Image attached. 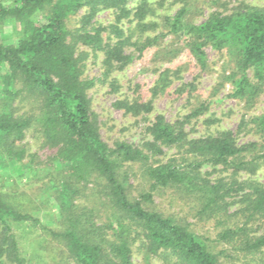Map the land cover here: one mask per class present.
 <instances>
[{"label": "trees", "instance_id": "trees-1", "mask_svg": "<svg viewBox=\"0 0 264 264\" xmlns=\"http://www.w3.org/2000/svg\"><path fill=\"white\" fill-rule=\"evenodd\" d=\"M174 1L181 3L175 13L146 21L156 14L149 0L133 6L130 0H0V23H11L16 32L13 41L0 40V264L27 263L15 223L37 225L58 242L64 259L57 264H139L135 252L171 264H224L219 242L245 255L264 253V183L253 177L264 166V113L250 119L255 140L240 142L231 129L192 137L187 123L203 114L207 103L175 120L154 113V98L182 78V67H166L150 99L124 94L114 102L141 116L136 124L142 141L117 139L110 145L101 135L90 89L108 82L119 91L112 72L135 56L126 47L142 54L167 34L183 38L203 70L209 67L207 46L225 51L220 83L230 82V95L246 108L264 89V6L243 0L196 23L189 14L199 9L198 0ZM82 9L77 24H71ZM105 9L114 14L108 25L94 21ZM125 20L135 24L125 28ZM178 51L161 47L155 56L174 57ZM99 53L103 73L85 76L89 55ZM19 104L28 106L20 111ZM247 124L243 118L241 127ZM29 131L50 151L45 161L27 152L23 140ZM165 147L175 152L166 157ZM14 169L20 175L29 169L28 180L42 181L38 195L49 192L54 209L49 222L20 209L4 190ZM133 178L141 185L138 193ZM89 184L97 205L80 201ZM168 189L190 199L201 220L215 221L217 238L200 234L187 217L161 209L155 197Z\"/></svg>", "mask_w": 264, "mask_h": 264}, {"label": "rangeland", "instance_id": "rangeland-1", "mask_svg": "<svg viewBox=\"0 0 264 264\" xmlns=\"http://www.w3.org/2000/svg\"><path fill=\"white\" fill-rule=\"evenodd\" d=\"M140 0H130V6L137 5ZM243 0H198L199 9L192 11L189 18L196 23L206 19L209 14L215 10L229 11L234 5H237ZM248 3H255L264 6V0H244ZM151 5L156 8V14L148 16L146 21L157 20L167 13H175L181 6V3L174 0H149ZM82 9L76 17H73L71 24L76 25ZM114 19V14L111 10L105 9L100 11L94 21L103 25H108ZM135 22L125 20L123 25L128 28ZM79 25V24H78ZM15 26L11 23H0V40L11 42L15 38ZM107 31L103 35H107ZM151 33V31L143 34ZM152 32V34H156ZM139 33H135L133 38H137ZM182 37V36H181ZM83 49H89L81 46ZM178 48L179 51L172 57L155 56L159 48ZM209 67L205 70L201 69L196 61V58L185 46L183 38L174 37L172 34H167L158 45H153L144 50L140 54L133 46H127L126 52L134 53L132 61L124 67L112 72V77L119 83V91H113L108 82H99L95 87L90 89L92 98L93 110L98 114L100 132L105 141L113 145L117 139H125L136 144L143 139L141 128L136 124V121L141 116H134L131 113H126L123 109L117 108L114 102L121 95L130 97L143 98L147 100L151 98V87L154 85L160 72L166 67H182V78L176 79L172 86L165 93H161L154 98L155 110L154 113L163 112L167 119L175 120L188 115L194 107L201 102L209 105L208 109L198 117H192L187 123V129L192 137L206 135L208 133H216L222 129H231L238 132L240 142H247L257 139L253 130V123L250 119L261 113H264V89L261 91L258 99L251 108H246L243 100H239L230 95L232 84L224 82L221 84V72L227 61L225 51H218L211 46L206 47ZM103 54L89 55L84 68L85 76L99 77L103 73L102 65ZM193 83L194 89L190 86ZM1 96V92H0ZM18 102H16L17 104ZM20 111L26 107L19 104ZM248 121L249 124L241 127L242 119ZM210 119V120H209ZM213 119V120H212ZM212 120V121H211ZM23 142L27 145L28 153H36L37 159L45 161L48 158L50 151L40 147V143L36 142L31 131L27 133ZM166 157H169L175 152V149H168ZM30 157L27 156L25 161ZM24 175H20L19 170H12L11 175L7 177L3 186L6 192L13 195V201L17 206L24 210L32 212L35 216L40 217L43 222H49L53 219L54 209L51 208L48 193L44 192L42 196L38 195V189L42 185V181L38 178H28L32 175L29 169H25ZM41 174L43 170L41 169ZM247 177L246 174L242 176ZM262 183H264V166L253 175ZM134 193H138L141 185L136 178L132 179ZM96 190L93 184H89L85 189L84 195L80 201L93 205L98 203ZM168 189L162 195H156L155 199L159 207L165 212L176 213L178 216L187 217V220L193 224V227L200 233L217 238V230L215 221L201 220L193 209V204L190 199H186ZM234 207L231 208L233 211ZM15 232L18 235L21 249L26 256V264H57L64 258L60 254V245L56 241H51L50 236L45 230L37 225L28 223H15ZM219 248L224 249L222 254V262L224 264H264V253H258L256 256L245 255L237 246L231 243L219 242ZM134 260L139 264H171L164 263L162 258L153 257L146 259L144 253L135 252ZM69 264H74L73 262Z\"/></svg>", "mask_w": 264, "mask_h": 264}]
</instances>
